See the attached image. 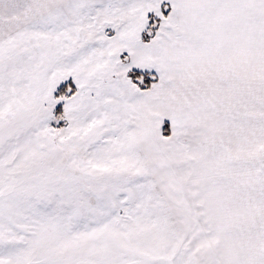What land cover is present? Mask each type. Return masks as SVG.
<instances>
[{"label": "snow or ice", "instance_id": "6c2138e0", "mask_svg": "<svg viewBox=\"0 0 264 264\" xmlns=\"http://www.w3.org/2000/svg\"><path fill=\"white\" fill-rule=\"evenodd\" d=\"M0 264H264V0H0Z\"/></svg>", "mask_w": 264, "mask_h": 264}]
</instances>
